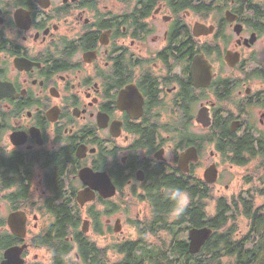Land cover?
Returning a JSON list of instances; mask_svg holds the SVG:
<instances>
[{
	"label": "flooded vegetation",
	"instance_id": "1",
	"mask_svg": "<svg viewBox=\"0 0 264 264\" xmlns=\"http://www.w3.org/2000/svg\"><path fill=\"white\" fill-rule=\"evenodd\" d=\"M263 225L264 0H0V264L248 261Z\"/></svg>",
	"mask_w": 264,
	"mask_h": 264
},
{
	"label": "trees",
	"instance_id": "2",
	"mask_svg": "<svg viewBox=\"0 0 264 264\" xmlns=\"http://www.w3.org/2000/svg\"><path fill=\"white\" fill-rule=\"evenodd\" d=\"M206 215L208 216V213H206ZM248 219H250L254 224L257 223V221L259 219H262V218H258V215L255 213V214H252L250 216H248ZM235 221L234 218L232 217H227L226 219L223 217L221 219V221ZM216 220H211L210 222H208V225L214 229V233L210 239V241L208 242L207 246H206V250H208L212 244L218 242L219 240V235L217 233V226L215 225V222ZM262 245H255L254 246V253H257V251H260L262 249L261 247ZM257 261V257H254L253 259L251 260H248V261H240V260H236L234 257L233 258H230L228 260H220V259H216V260H213V261H205V262H199V263H187V264H255ZM157 264H184L181 259H178V258H173V260H165V259H159L157 261Z\"/></svg>",
	"mask_w": 264,
	"mask_h": 264
},
{
	"label": "water",
	"instance_id": "3",
	"mask_svg": "<svg viewBox=\"0 0 264 264\" xmlns=\"http://www.w3.org/2000/svg\"><path fill=\"white\" fill-rule=\"evenodd\" d=\"M211 173H207V176H212ZM213 234V230L210 228H203L200 230H192L190 232V253L199 254L201 249L206 245L210 240Z\"/></svg>",
	"mask_w": 264,
	"mask_h": 264
},
{
	"label": "clouds",
	"instance_id": "4",
	"mask_svg": "<svg viewBox=\"0 0 264 264\" xmlns=\"http://www.w3.org/2000/svg\"><path fill=\"white\" fill-rule=\"evenodd\" d=\"M14 147H15V146L13 145V149H14ZM13 149H12V150H13ZM172 198H173V199H180L182 203H183V202H186V200H187V196H186V194L180 192L179 190H174V191H173ZM178 210H179V209H178Z\"/></svg>",
	"mask_w": 264,
	"mask_h": 264
},
{
	"label": "rangeland",
	"instance_id": "5",
	"mask_svg": "<svg viewBox=\"0 0 264 264\" xmlns=\"http://www.w3.org/2000/svg\"><path fill=\"white\" fill-rule=\"evenodd\" d=\"M260 227H261V231H260V233H261L264 229V225L260 226ZM255 264H264V254L260 258L257 259Z\"/></svg>",
	"mask_w": 264,
	"mask_h": 264
}]
</instances>
